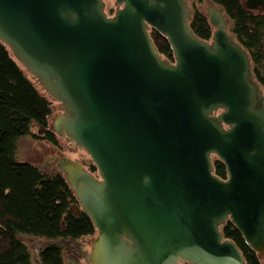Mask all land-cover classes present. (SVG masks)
<instances>
[{"label": "water", "instance_id": "obj_1", "mask_svg": "<svg viewBox=\"0 0 264 264\" xmlns=\"http://www.w3.org/2000/svg\"><path fill=\"white\" fill-rule=\"evenodd\" d=\"M115 4L109 15L104 0H0V41L60 103L53 131L96 167L56 158L97 230L89 263L246 264L222 233L230 220L264 264V94L230 19L209 3L204 41L187 0ZM51 152L34 140L27 154L43 165Z\"/></svg>", "mask_w": 264, "mask_h": 264}, {"label": "trees", "instance_id": "obj_2", "mask_svg": "<svg viewBox=\"0 0 264 264\" xmlns=\"http://www.w3.org/2000/svg\"><path fill=\"white\" fill-rule=\"evenodd\" d=\"M221 7L231 21L230 32L247 50L253 74L264 94V12L249 10L244 0H208ZM205 0L193 2L189 25L204 41H211L214 28L206 14ZM113 9H110L112 13ZM150 37L163 58L173 62L168 40L150 28ZM54 102L40 93L25 68L0 41V264H64L62 249L53 243L59 238L79 239L97 231L79 207L66 178L58 172L46 173L35 164L19 159V140L29 137L59 143L52 129ZM87 170L97 175L94 164ZM214 173L226 179V167L213 156ZM226 239L239 248L246 264H263L245 242L241 232L228 220L222 227ZM24 236L44 239L34 257Z\"/></svg>", "mask_w": 264, "mask_h": 264}, {"label": "rangeland", "instance_id": "obj_3", "mask_svg": "<svg viewBox=\"0 0 264 264\" xmlns=\"http://www.w3.org/2000/svg\"><path fill=\"white\" fill-rule=\"evenodd\" d=\"M188 4H189V9L192 15V8H193V2H195L196 0H187ZM105 5H106V11L107 13L110 15V9H113L112 13L118 8V6L115 4V0H104ZM209 4L208 0H205V3L202 5V8H205L207 5ZM231 27V21L229 23V28ZM26 70V69H25ZM26 74L34 81L37 89L40 91V93H42L43 95L47 96L48 98H50L48 96V94L44 91V89L40 86V84L37 82V80L35 78H33L31 76V74L26 70ZM51 99V98H50ZM52 100V99H51ZM54 102L53 104V116L52 119L54 118L55 115L60 114L62 112V109L59 108L60 103L52 100ZM35 139H31L29 137H23L19 140L18 144H19V159L21 161H28L31 162L33 164H35L37 167H39L42 171L46 172V173H53L56 172V164L52 165V164H48L45 162V159L43 160V165L40 164L39 161L36 162H32L29 158H28V149H30L33 146V141ZM59 142L63 145V148L66 149V153L69 155V157H71L72 159H77V161L79 162H85L86 163V169L87 166L92 163L90 160V157L83 151L80 149L75 150L74 149V145L68 141H64L62 139V137H58ZM38 142L42 143L43 145H45L47 148H49V145L46 141H40L37 140ZM72 212H76V213H80L81 209L79 207L76 208H72L71 209ZM77 215V214H76ZM97 237V231H95V233L93 235H88V236H83L79 239L76 240H71L69 238H62V240L60 241L59 246H61L62 249V257H63V262L64 264H66V260H70V261H75V262H82L83 259H76L74 256V253L77 252V248L81 247L83 254H85V256L87 258H85V262L80 263V264H90L88 261V255L90 253L91 250V246L93 241L96 239ZM26 244L31 248L34 257L37 259L38 255H39V251L42 249V247L47 244V243H51L49 241H46L44 239H35V238H29V237H23ZM59 240V239H58ZM57 240V241H58ZM79 242V243H77ZM81 245V246H80Z\"/></svg>", "mask_w": 264, "mask_h": 264}, {"label": "flooded vegetation", "instance_id": "obj_4", "mask_svg": "<svg viewBox=\"0 0 264 264\" xmlns=\"http://www.w3.org/2000/svg\"><path fill=\"white\" fill-rule=\"evenodd\" d=\"M114 13V12H113ZM113 13H111L110 15H112ZM55 133V132H54ZM56 134V133H55ZM57 135V134H56ZM58 136V135H57ZM60 138V136H58ZM64 138V137H63ZM65 139V138H64ZM66 140V139H65ZM40 141H46L50 147V149L52 150L51 154H49L47 157H45V162L48 164H52L55 165L56 164V158L57 157H63V156H67L69 157V155L66 153V149L63 148V145L59 142V143H52L50 141L47 140H40ZM59 141V140H58ZM74 147V146H73ZM71 158V157H69ZM96 175V174H95ZM79 243V242H77ZM81 246V245H80ZM74 257L76 259H83L82 262H78V264L85 262V258H87L85 256V254H83L81 247L77 248V252L74 253ZM183 264H188V263H183Z\"/></svg>", "mask_w": 264, "mask_h": 264}, {"label": "crops", "instance_id": "obj_5", "mask_svg": "<svg viewBox=\"0 0 264 264\" xmlns=\"http://www.w3.org/2000/svg\"><path fill=\"white\" fill-rule=\"evenodd\" d=\"M74 213H76V212H74ZM24 237H28V236H24ZM29 238H32V237H29ZM69 239H71L72 240V238H69ZM62 240V238H59V240L57 241H55V242H53V243H55V244H57V245H59L60 244V241ZM73 240H75V239H73ZM61 247V246H60ZM66 264H78L77 262H75V261H70V260H66Z\"/></svg>", "mask_w": 264, "mask_h": 264}]
</instances>
